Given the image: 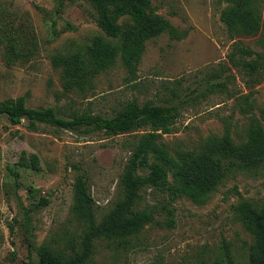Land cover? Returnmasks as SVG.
Instances as JSON below:
<instances>
[{
	"label": "rangeland",
	"instance_id": "rangeland-1",
	"mask_svg": "<svg viewBox=\"0 0 264 264\" xmlns=\"http://www.w3.org/2000/svg\"><path fill=\"white\" fill-rule=\"evenodd\" d=\"M151 5L176 35L164 31L146 40L134 71L118 52L91 87L66 93L52 57L87 52L96 39L120 47L122 36L105 35L82 0H0V101L25 96L28 106L55 107L62 117L82 111L111 116L130 100L173 105L175 122L157 140L171 155L197 152L224 135L245 141L250 117L264 108V26L255 35L231 36L220 18L226 4L216 0ZM119 22L132 25L128 17ZM241 46L252 54L239 52ZM254 58L261 67L250 86L243 62ZM142 133L85 135L46 124L30 129L25 119L12 124L0 115V264L36 262L43 245L80 251L86 222L72 209L77 176L86 180L99 222L123 196L120 176ZM223 178L202 204L184 196L168 204L165 194L143 189L138 207L151 210L153 220L136 234L95 239L86 264H249L252 239L236 206L246 199L264 204V167ZM30 187L49 203L35 208Z\"/></svg>",
	"mask_w": 264,
	"mask_h": 264
},
{
	"label": "trees",
	"instance_id": "trees-1",
	"mask_svg": "<svg viewBox=\"0 0 264 264\" xmlns=\"http://www.w3.org/2000/svg\"><path fill=\"white\" fill-rule=\"evenodd\" d=\"M59 1L61 5L64 0ZM82 1L92 6L94 20L105 35L112 38L122 36L123 42L118 47L96 39L89 45L87 52L54 55L51 62L61 71L63 92H80L91 87L95 76L113 63L118 52H121L128 69L134 71L146 40L164 31L176 35L167 20L153 13L151 0ZM216 1L226 4L220 18L231 36L255 35L263 28L264 3L261 0ZM122 17H128L132 25L123 26L119 22ZM237 50L252 54L247 47H237ZM256 54L261 57L259 53ZM243 64L250 76L251 83L248 85L252 86L261 63L258 58H254L245 60ZM0 115H5L12 124L25 119L30 129H34L37 124H46L79 134L102 132L107 136L143 131L133 145L120 176L119 187L123 196L99 222L94 220L92 214L93 199L86 180L83 175L77 176L72 209L86 222L80 251L66 254L43 245L37 250L36 262L28 260L23 264H86L93 253L95 239L120 238L138 233L153 220L151 210L138 207L143 189L165 194L168 204L182 196L202 204L229 173L264 167V108L258 116L250 117L245 141L235 143L228 135H224L210 139L197 152L179 151L175 155H171L157 141L161 134L170 132L175 122L177 111L173 105L152 102L139 104L136 100H130L111 116L82 111L62 117L55 107L33 108L27 105L25 96H18L0 101ZM13 173L17 176L16 172ZM28 191L36 199L35 208L49 203L37 189L30 187ZM163 207L172 214L167 205ZM236 210L252 239L247 245L249 264H264V204H255L246 199L236 206Z\"/></svg>",
	"mask_w": 264,
	"mask_h": 264
}]
</instances>
